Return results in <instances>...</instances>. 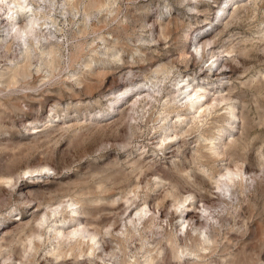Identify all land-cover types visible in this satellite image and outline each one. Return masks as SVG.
I'll list each match as a JSON object with an SVG mask.
<instances>
[{
	"label": "rangeland",
	"instance_id": "374dc122",
	"mask_svg": "<svg viewBox=\"0 0 264 264\" xmlns=\"http://www.w3.org/2000/svg\"><path fill=\"white\" fill-rule=\"evenodd\" d=\"M25 1L0 5V264H264V0Z\"/></svg>",
	"mask_w": 264,
	"mask_h": 264
},
{
	"label": "bare ground",
	"instance_id": "6f19581e",
	"mask_svg": "<svg viewBox=\"0 0 264 264\" xmlns=\"http://www.w3.org/2000/svg\"><path fill=\"white\" fill-rule=\"evenodd\" d=\"M2 1H4V0H2ZM2 1H1V3H0V5L2 4ZM22 1H25V0H9V2L10 3H13L14 5H13V7H8V10L11 12V10H12V12H13V15H12V17H18L17 15L21 12V10L23 9V11H25V9H26V7H27V4L26 5H22ZM27 1V0H26ZM25 1V2H26ZM29 5V4H28ZM4 6V5H3ZM30 6V5H29ZM27 10V9H26ZM28 11V10H27ZM27 13V12H26ZM34 14H36V13H34ZM27 16V15H26ZM29 17H28V22L24 25V26H22V27H19L18 28V30H16V32H15V35L16 36H18L19 38H26L27 36H31V35H34L35 36V28H34V25H35V20H34V18L32 17L33 16V12H32V15L31 14H29L28 15ZM35 17V16H34ZM199 36V35H198ZM197 36V37H198ZM28 38V37H27ZM206 39V38H205ZM23 40V39H22ZM203 40V37L201 36V37H198V40L196 41L197 42V44L198 45H201V41ZM204 42V40L202 41V43ZM204 44V43H203ZM202 44V45H203ZM197 45V46H198ZM204 47V46H203ZM206 48V47H205ZM212 49V48H211ZM200 50L203 52V48L200 46ZM207 50V49H206ZM203 54V53H202ZM216 61V60H215ZM215 63V62H214ZM213 65V64H212ZM211 71V70H210ZM182 83V82H181ZM189 85V84H188ZM188 85H186L185 84V86L186 87H189ZM182 86V85H181ZM200 87V86H199ZM151 87H148L147 85H142V86H137V87H135L134 89H131V90H129V91H127V93L125 92L124 94H123V96L122 97H124L125 96V94H126V96H128L129 94H137V97L139 96H141L144 92H148L149 90H151L150 89ZM205 88V87H204ZM190 90L191 91H189V93H187V97H188V99H189V107L190 108H192V107H194L195 105H197L198 106V104H199V102H201L199 99H200V97H202L204 94L203 93H205V92H203V91H200L199 89H194V88H190ZM203 90V89H202ZM205 90V89H204ZM203 92V93H202ZM206 95H208V94H206ZM142 96H144V94L142 95ZM122 97H119V98H115L114 100H117V101H119V100H121L120 98H122ZM174 97V96H173ZM204 98V97H203ZM203 100V99H202ZM205 100V99H204ZM201 104V103H200ZM199 108V107H198ZM200 109H203V107L202 108H200ZM32 132H34V131H32ZM171 135V134H170ZM177 137V136H176ZM170 140H171V138H170ZM169 143H171V142H169ZM168 143V144H169ZM221 169V168H220ZM227 172V171H226ZM232 174V173H231ZM233 175V174H232ZM232 175H230V174H228L227 175V173H225V175H223L220 179H219V182H218V190H220V192H221V194L222 195H225V194H227L228 192H230V189H231V182H233V180H234V178L232 177ZM34 176H38V175H33V176H31V177H34ZM220 195V194H219ZM58 210V208H55V209H52V210H50L51 211V213H54V212H56ZM142 212V211H141ZM139 213H140V210L138 211V215H139ZM193 215V214H192ZM192 215H191V213L189 212V210H184L183 211V214H182V217L184 218V219H187V220H190L191 218H192ZM140 216V215H139ZM56 226V225H55ZM57 229H59V231H57V229H55V231H57L56 233H57V235L58 234H64V232H62V231H60V230H62V229H64V226H58V227H56ZM80 230V229H79ZM83 231L81 232L80 231V233L79 234H83L84 232H85V230H84V228L82 229ZM76 231H74V232H70V234H73L74 235V233H75ZM77 232H78V230H77ZM68 233V232H67ZM69 234V233H68ZM68 234H66V235H68ZM69 234V235H70ZM76 236V235H75ZM78 236V235H77ZM68 237V236H67ZM93 239V238H92Z\"/></svg>",
	"mask_w": 264,
	"mask_h": 264
},
{
	"label": "built area",
	"instance_id": "2783aa9c",
	"mask_svg": "<svg viewBox=\"0 0 264 264\" xmlns=\"http://www.w3.org/2000/svg\"><path fill=\"white\" fill-rule=\"evenodd\" d=\"M11 18H13V17H11Z\"/></svg>",
	"mask_w": 264,
	"mask_h": 264
}]
</instances>
